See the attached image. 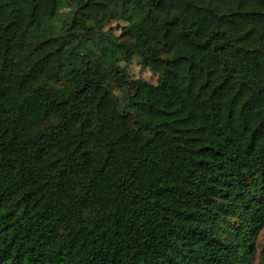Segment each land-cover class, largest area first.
<instances>
[{
  "label": "trees",
  "instance_id": "1",
  "mask_svg": "<svg viewBox=\"0 0 264 264\" xmlns=\"http://www.w3.org/2000/svg\"><path fill=\"white\" fill-rule=\"evenodd\" d=\"M262 232L264 0H0V264H254Z\"/></svg>",
  "mask_w": 264,
  "mask_h": 264
},
{
  "label": "rangeland",
  "instance_id": "2",
  "mask_svg": "<svg viewBox=\"0 0 264 264\" xmlns=\"http://www.w3.org/2000/svg\"><path fill=\"white\" fill-rule=\"evenodd\" d=\"M107 17V14L105 12H96L95 13V18L98 20H105ZM109 27H115L116 24L115 23H110L108 25ZM107 26V28H108ZM131 70V75H132V79L134 80H139L140 81V88L147 92L150 96H152L153 98H157L158 93L155 90V77L154 75L148 71L147 69L144 70H140L139 69V65L137 60H134L133 64L130 67ZM264 241V232H262L256 241V249H257V255H256V259L254 260V264L258 263V251H259V246L263 243Z\"/></svg>",
  "mask_w": 264,
  "mask_h": 264
}]
</instances>
